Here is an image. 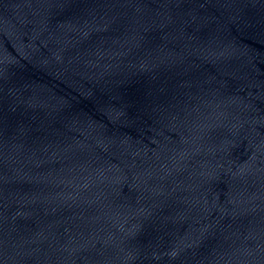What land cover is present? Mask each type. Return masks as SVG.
Returning <instances> with one entry per match:
<instances>
[{
	"label": "water",
	"instance_id": "95a60500",
	"mask_svg": "<svg viewBox=\"0 0 264 264\" xmlns=\"http://www.w3.org/2000/svg\"><path fill=\"white\" fill-rule=\"evenodd\" d=\"M31 264H264V0H109Z\"/></svg>",
	"mask_w": 264,
	"mask_h": 264
}]
</instances>
